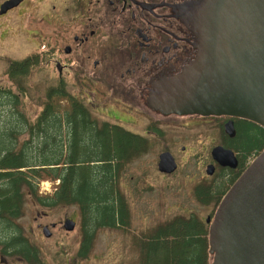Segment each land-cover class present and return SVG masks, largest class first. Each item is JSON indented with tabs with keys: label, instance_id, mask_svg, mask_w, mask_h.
<instances>
[{
	"label": "flooded vegetation",
	"instance_id": "obj_1",
	"mask_svg": "<svg viewBox=\"0 0 264 264\" xmlns=\"http://www.w3.org/2000/svg\"><path fill=\"white\" fill-rule=\"evenodd\" d=\"M190 1L194 0H0V78L21 79L33 70L39 75V64L49 55L53 74L48 90L57 107L88 111L98 132L108 127L111 136L112 130L124 133L144 143L141 150L157 135L164 141L162 152L174 154L168 130L182 131L198 148L207 149V165H215L214 174L205 172L215 179L197 185L196 191L204 185L216 192L236 180L262 148L264 127L232 115H168L146 101L158 76L180 73L200 51L196 34L175 18L177 7ZM27 31L33 34L30 45L22 43ZM18 42V52L3 49ZM26 60L28 66H20ZM252 133L258 147L243 153L253 145L248 144ZM219 145L234 151V165L213 158L211 150ZM187 148L183 145V152ZM134 153L126 151L124 156ZM204 155L198 151L195 157ZM207 206L215 208L213 203Z\"/></svg>",
	"mask_w": 264,
	"mask_h": 264
},
{
	"label": "trees",
	"instance_id": "obj_2",
	"mask_svg": "<svg viewBox=\"0 0 264 264\" xmlns=\"http://www.w3.org/2000/svg\"><path fill=\"white\" fill-rule=\"evenodd\" d=\"M24 65L28 66L27 60L20 66ZM12 79L15 82L21 80ZM10 93L0 87V104L10 98ZM53 98L52 93H47L42 108L30 118L17 103H11L5 120L8 123L0 124L4 126L0 129V249L4 254L17 255L33 263L38 260V250L18 222L24 216L26 198L32 197L47 208L78 205L84 214V243L79 256L86 258L96 228H117L128 224L129 207L117 181L123 167L131 161L132 156L125 157L124 153L130 151L133 155V151L137 153L144 147V143L116 130L110 136L108 127L98 132L88 111L71 110L66 106L61 109V104L57 107ZM74 120L80 123H71ZM82 137H86V142ZM112 137L125 143L120 157H116L117 149ZM255 139L256 134L252 133L248 144L253 145L250 150H242L243 153L258 147L254 144ZM261 147L257 154L264 144ZM43 180L54 183L53 193L40 194ZM234 181L230 180L227 187H219L216 192L206 187L199 188L197 196L203 203L218 205ZM207 227L194 214L177 216L161 224L144 247L149 255L144 251L143 261L147 259L148 263L150 253L171 245L184 252L182 257L179 250L174 253V257L179 259L174 264H210ZM196 245L200 246V251L193 253L189 250Z\"/></svg>",
	"mask_w": 264,
	"mask_h": 264
},
{
	"label": "water",
	"instance_id": "obj_3",
	"mask_svg": "<svg viewBox=\"0 0 264 264\" xmlns=\"http://www.w3.org/2000/svg\"><path fill=\"white\" fill-rule=\"evenodd\" d=\"M175 18L196 34L200 51L180 73L158 76L147 103L168 115L228 114L264 125V0H194L181 3ZM212 154L224 165L236 160L222 146ZM159 158L160 171L177 169L172 153ZM64 227L72 231L76 221ZM43 232L52 234L48 226ZM209 242L213 264H264V150L222 200Z\"/></svg>",
	"mask_w": 264,
	"mask_h": 264
},
{
	"label": "rangeland",
	"instance_id": "obj_4",
	"mask_svg": "<svg viewBox=\"0 0 264 264\" xmlns=\"http://www.w3.org/2000/svg\"><path fill=\"white\" fill-rule=\"evenodd\" d=\"M30 38L33 40V34L27 31L22 43L30 45L32 43L29 41ZM18 43L9 46V49L7 46L3 49L18 52L21 47V43ZM50 59L49 55L44 56L39 64V67H42V74L35 75L33 70L31 76L21 77L20 84L13 81L12 78H0V87L12 91L10 98L4 99L3 104H0V124L8 123L5 120L8 119L11 103H17L21 110L27 111L29 118L34 117L42 108L47 93H51L48 90L53 74V63ZM33 67L35 66L33 65ZM3 127L0 125V129ZM112 131L114 134L115 131ZM24 137L27 136L24 135ZM167 138L170 140L172 149L174 148L173 152L179 164L178 169L171 174L159 171V155L162 152L164 141L157 135L151 139L144 150L135 153L131 157V161L123 167L117 181L118 189L129 207L130 220L128 224L117 228L109 226L96 228L86 258L79 256V249L84 243L82 228L84 214L80 207L75 204H63L47 208L39 205L32 197H27L24 216L18 222L30 242L37 248L38 260L33 263L17 255L4 254L0 249V264H174L178 261L179 259L174 257V253L179 249H175L171 245L159 249L156 253H150L148 263L147 259L143 261L142 253L148 252L144 248L145 243L148 239H152L155 228L161 222L174 216H188L195 213L205 221L212 206L202 204L197 199L195 188L201 183L212 181L215 177L206 175L208 151L206 149V153L204 149L198 148L195 139L189 135L184 137L182 131L174 129L168 130ZM82 139L86 142V137H82ZM111 139L117 149L116 157H120L125 143L117 137ZM97 141L99 142V140ZM183 145L188 146L185 152L182 150ZM198 151H201L202 155L206 154L201 159H197L195 154ZM54 191L53 182L41 183L40 194H49ZM68 218L76 221V227L72 231L63 227ZM52 223H59L60 226L51 227ZM38 224L50 225L51 237H46ZM163 241L160 240L164 243ZM199 249L200 246L196 245L189 250H193L192 252L195 253V251H200ZM179 252L178 254L182 257L184 252L182 250ZM1 258L4 259L3 262Z\"/></svg>",
	"mask_w": 264,
	"mask_h": 264
}]
</instances>
